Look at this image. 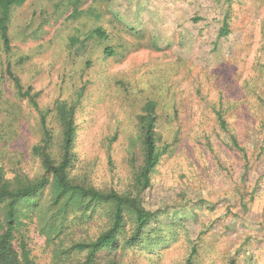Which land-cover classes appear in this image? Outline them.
<instances>
[{
	"label": "rangeland",
	"instance_id": "1",
	"mask_svg": "<svg viewBox=\"0 0 264 264\" xmlns=\"http://www.w3.org/2000/svg\"><path fill=\"white\" fill-rule=\"evenodd\" d=\"M227 6L225 0H26L12 10L9 53L0 37V164L11 177L41 173L31 148L42 129L39 113L10 82L7 62L40 92L57 157L62 127L55 104H77L71 175L100 189L134 191L142 162L137 114L147 101L157 102L162 157L143 195L144 205L158 211L149 227L156 239L127 247L122 264H186L194 246L193 264H264V0L234 1L232 32L219 38ZM98 27L108 36L93 37ZM107 225L102 207L84 225L74 223L76 234L68 238H94ZM35 226L26 236L39 264L82 258L57 263ZM108 256L102 252L99 261Z\"/></svg>",
	"mask_w": 264,
	"mask_h": 264
},
{
	"label": "trees",
	"instance_id": "2",
	"mask_svg": "<svg viewBox=\"0 0 264 264\" xmlns=\"http://www.w3.org/2000/svg\"><path fill=\"white\" fill-rule=\"evenodd\" d=\"M26 0H0V37L6 53L12 50L9 33L12 10ZM236 0H225L226 7L218 37H228L232 32V6ZM132 32L131 30H128ZM93 37L105 38L108 33L96 28ZM77 39H75V42ZM74 43V42H73ZM110 56L115 51L110 48ZM5 71L14 85L17 95L26 98L40 115L41 140L31 148L32 156L40 164L41 173L31 178L18 173L11 177L0 164V264H39L32 255L26 231L29 225L44 236L57 263L70 260L74 255H82L76 264H102L100 254L105 252L108 259L104 264H122L123 252L127 247L149 244L154 238L151 222L158 217L144 205V192L152 186V176L162 157L159 149V135L156 130L157 102L147 101L142 113L137 114L141 133L142 162L134 170V191L120 192L114 188L100 189L94 185L81 183L71 175L78 159L76 146L79 126L76 116L77 104L58 101L55 104L56 116L62 127L60 156L52 152L54 134L48 124L49 110L39 105L40 92H33L7 62ZM82 93V92H80ZM221 124L227 128L223 111H218ZM235 147L246 155V150L231 133ZM1 139V136H0ZM50 189L45 194L46 189ZM106 209L108 225L94 238H73L74 223L84 225L91 220L100 208ZM107 222V220H106ZM131 228L128 229V225ZM106 224H102V227ZM158 233V232H157ZM160 239V238H158ZM196 246L192 248L186 264H193ZM230 264H236L234 260Z\"/></svg>",
	"mask_w": 264,
	"mask_h": 264
}]
</instances>
